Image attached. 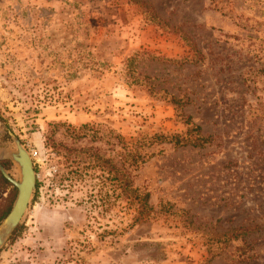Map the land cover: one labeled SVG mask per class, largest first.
Here are the masks:
<instances>
[{"label": "rangeland", "instance_id": "374dc122", "mask_svg": "<svg viewBox=\"0 0 264 264\" xmlns=\"http://www.w3.org/2000/svg\"><path fill=\"white\" fill-rule=\"evenodd\" d=\"M8 132L38 189L0 264H264V0H0Z\"/></svg>", "mask_w": 264, "mask_h": 264}, {"label": "water", "instance_id": "95a60500", "mask_svg": "<svg viewBox=\"0 0 264 264\" xmlns=\"http://www.w3.org/2000/svg\"><path fill=\"white\" fill-rule=\"evenodd\" d=\"M15 149L3 151L0 155V174L12 187L16 189V195L8 214L0 221V250L13 234L20 223L25 211L31 203L36 190V172L34 163L28 151L11 132H8ZM10 161L17 166L19 181L14 180L1 161Z\"/></svg>", "mask_w": 264, "mask_h": 264}, {"label": "trees", "instance_id": "16d2710c", "mask_svg": "<svg viewBox=\"0 0 264 264\" xmlns=\"http://www.w3.org/2000/svg\"><path fill=\"white\" fill-rule=\"evenodd\" d=\"M75 168V173H83L85 168L82 166L81 163H77L74 165ZM112 170H109L110 175H112V178L110 179L112 181V194L114 195L115 199H122L126 200L128 202L137 204L138 209L136 210V218L134 222H137L141 219H145L147 216V212L149 211L148 207V199H149V194H138L136 189H132L130 187V184L126 178H124L121 175L120 169L116 168H111ZM0 182L6 186V187H11V185L1 176L0 174ZM103 186V185H102ZM99 187V186H98ZM36 189H38V185H36ZM103 188L100 186L99 191H101ZM6 206L3 214L0 216V218H3L6 213L9 211V207L11 204V199H6ZM133 226V225H131Z\"/></svg>", "mask_w": 264, "mask_h": 264}, {"label": "bare ground", "instance_id": "6f19581e", "mask_svg": "<svg viewBox=\"0 0 264 264\" xmlns=\"http://www.w3.org/2000/svg\"><path fill=\"white\" fill-rule=\"evenodd\" d=\"M2 152H0V155H1Z\"/></svg>", "mask_w": 264, "mask_h": 264}]
</instances>
